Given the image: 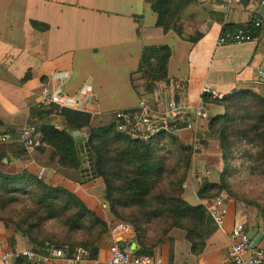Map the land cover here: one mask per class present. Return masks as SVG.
I'll use <instances>...</instances> for the list:
<instances>
[{"label": "crops", "instance_id": "0c3cea01", "mask_svg": "<svg viewBox=\"0 0 264 264\" xmlns=\"http://www.w3.org/2000/svg\"><path fill=\"white\" fill-rule=\"evenodd\" d=\"M259 18L264 24V8L253 0L246 5L239 0H197L182 14V36L178 37L173 32L163 34L156 27L157 16L145 0H0V134H17L27 125L29 108L41 103L43 84L51 89L56 86L69 96L89 85L98 113L94 117L99 118L133 109L141 97L154 100V89L144 93L143 81L134 73L143 48L168 46V80L185 87V91L173 95V90H167L163 101L172 96L182 101L186 107L184 122L193 124L192 130H182L175 137L191 148L196 142L198 152L191 167L210 183H217L223 164L218 138L209 134L207 126L223 108L205 102L208 120L196 119L194 111L204 88L223 95L250 90L264 98V86L255 83L257 70L264 66V26L255 31L253 41L217 46L225 26L248 25L252 32V23ZM55 74L65 76L54 84ZM137 80L142 84L136 85ZM159 86L164 88L163 83ZM55 125L62 128V122ZM46 156L25 160L23 168L37 177L44 169L41 179L46 184L75 194L109 225L96 244V259L85 258L81 264H105L109 247L118 241L134 254L138 245L133 232L111 231L115 225L102 201V183L92 180L80 184L73 170L43 163ZM227 209L224 226L211 229L199 254L191 253L184 231L173 229L153 250L152 257L162 264H228L229 233L235 224H243L249 235L257 230L258 237L263 232L252 220V213L240 209L234 200L227 202ZM7 237L5 232L0 235V253L29 250L24 238L16 236L11 248ZM258 247L264 248L263 236Z\"/></svg>", "mask_w": 264, "mask_h": 264}, {"label": "trees", "instance_id": "16d2710c", "mask_svg": "<svg viewBox=\"0 0 264 264\" xmlns=\"http://www.w3.org/2000/svg\"><path fill=\"white\" fill-rule=\"evenodd\" d=\"M145 1L157 16L156 27L163 34L173 32L178 37L182 36V14L197 2ZM248 1L239 0L242 5ZM238 28L250 30L248 25L225 26L222 33ZM170 56L168 46L143 48L134 74L143 81L144 93L150 94L156 84L168 83ZM202 100L210 101L207 96ZM212 102L223 108L207 126L209 134L218 138L223 166L217 183L202 179L196 200L182 196L193 155L191 147L164 133L147 143L132 140L116 131L113 115L105 119L68 109L58 111L56 106L43 103L31 106L27 125L40 133L42 141L34 159L47 154L50 166L77 170L80 184L99 180L111 223H124L133 232L138 245L135 255L152 257L153 250L173 229L184 231L191 253L199 254L214 229L203 202L221 192L257 210L264 237V98L250 90H233ZM55 116L62 122L61 129L55 125ZM96 118L102 122L93 125ZM76 134L85 140L75 141ZM16 142L0 144V224L10 233L8 245L13 248L15 237L20 236L29 250L39 255L47 254L49 247L68 245L95 260L96 244L109 225L75 194L49 186L26 169L11 172L13 162L26 155ZM245 181L251 186L249 192L242 186ZM257 190L259 193L254 194ZM14 264L32 263L18 259Z\"/></svg>", "mask_w": 264, "mask_h": 264}, {"label": "built area", "instance_id": "2783aa9c", "mask_svg": "<svg viewBox=\"0 0 264 264\" xmlns=\"http://www.w3.org/2000/svg\"><path fill=\"white\" fill-rule=\"evenodd\" d=\"M259 7L264 8V0H253ZM262 19H256L253 23L254 31L260 32L263 29ZM248 28H238L232 32L221 33L217 40V46L228 44H239L250 42L255 39V33ZM264 38V32L262 34ZM65 74H55L52 77L54 84L63 79ZM255 83L264 86V66L257 70ZM164 88L160 89L156 84L153 91L154 100L149 97H141L138 104L133 109L118 110L112 113L115 129L118 133L132 139L147 143L158 133H164L168 136H175L182 130H192L193 124L185 123L186 107L179 99L173 96L163 101L164 92L173 90L174 94L184 93L185 87L169 80ZM229 94V93H228ZM207 96L210 101L222 100L224 95L215 92L212 89L204 88L201 94V101L194 111V116L199 120H208L209 115L206 111V103L202 100ZM41 103L45 105H54L58 111L63 109L87 113L92 116L98 114L93 107L94 98L89 85H83L76 94L69 96L64 94L58 87L50 88L43 84L40 90ZM80 136V134H76ZM17 141L25 149L28 155L35 152L42 145L41 135L31 126H24L19 133L14 134L6 132L0 134V144ZM194 142L192 151L198 150ZM44 173L40 169L38 178ZM230 200L226 192H221L214 198L206 200L204 207L210 219V223L216 229H221L228 214L227 202ZM113 233L131 232V228L124 223H117L111 229ZM230 246L226 254L228 264H264V248H253L252 240L248 236L243 224H235L229 233ZM109 259L105 264H162L159 259H154L145 255H134L119 246L118 242L113 243L109 249ZM88 254L80 249L71 250L68 245L61 247H49L45 255H39L31 250L13 251L5 250L0 253V264H14L18 259H24L32 264H55L63 261L64 264H81Z\"/></svg>", "mask_w": 264, "mask_h": 264}, {"label": "rangeland", "instance_id": "374dc122", "mask_svg": "<svg viewBox=\"0 0 264 264\" xmlns=\"http://www.w3.org/2000/svg\"><path fill=\"white\" fill-rule=\"evenodd\" d=\"M191 33H193L192 31H194V29L193 28H191ZM138 81V80H137ZM141 85L142 84V82H140V81H138L137 83H136V85H139V84ZM110 115H107V117H109ZM106 116H104V118L106 119L107 118ZM54 119H55V124H60V120L55 116L54 117ZM107 120H110V119H107ZM102 121L101 120H99V119H95L94 121H93V125H98V124H100ZM192 149V148H191ZM197 152L198 151H195V153H193V155H192V159H191V161H193V156L194 155H196L197 154ZM35 158L34 157V153L33 154H31V155H28L27 153H26V155L22 158V160H19V161H14L13 162V164H12V166H10L9 167V169H10V171L11 172H19V171H21V170H23L24 168V164H26L25 162V160H29V158ZM43 163H46L47 165H49V163L47 162V161H43ZM191 164H192V162L190 163V167H189V170H188V172H187V176H186V179H185V181L183 182V185H182V190H183V197L184 198H186L187 200H192V199H195L194 198V195H195V192H196V189H197V187L200 185V183H201V181H202V179L204 178V176H201L200 174H199V171L197 170V168H195V166L194 167H191ZM50 166V165H49ZM73 173H75V175H77V181H78V183H79V174H78V171L77 170H73L72 171ZM194 177V178H193ZM242 179V178H241ZM242 186H245L246 187V189L248 190V192H249V190H250V188H251V186H250V184L247 182V181H245V183H243L242 184ZM259 191L260 190H257V191H255L254 192V194H258L259 193ZM229 198L231 199V200H234L233 198H231L230 196H229ZM237 203V205H238V207L240 208V209H244V211L246 212V213H248V214H250V213H252L251 215H252V220L253 221H255V223L257 224V225H261V222H260V220H259V216H258V213H257V210L255 209V208H252V207H249L243 200L242 201H239V202H236ZM115 225V224H114ZM6 233L7 234V236H9L10 235V233L9 232H7V231H5L4 230V228H3V226L0 224V235H2L3 233Z\"/></svg>", "mask_w": 264, "mask_h": 264}, {"label": "water", "instance_id": "95a60500", "mask_svg": "<svg viewBox=\"0 0 264 264\" xmlns=\"http://www.w3.org/2000/svg\"><path fill=\"white\" fill-rule=\"evenodd\" d=\"M85 137L84 136H78L75 138V141H84ZM82 160H84V157H82ZM256 232L255 231H251L250 235L248 233L249 238L252 240V247L255 248L258 245V242L260 241L261 237L263 236V234H259L258 237H256ZM119 242V241H118ZM119 246L124 249V246L122 245V243L119 242Z\"/></svg>", "mask_w": 264, "mask_h": 264}]
</instances>
